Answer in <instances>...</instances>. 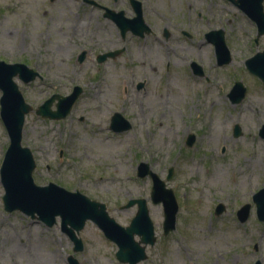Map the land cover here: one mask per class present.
I'll return each mask as SVG.
<instances>
[{
	"label": "rangeland",
	"instance_id": "obj_1",
	"mask_svg": "<svg viewBox=\"0 0 264 264\" xmlns=\"http://www.w3.org/2000/svg\"><path fill=\"white\" fill-rule=\"evenodd\" d=\"M95 1L131 14L128 0ZM182 26L193 37L180 40L184 48L175 50L182 57L173 52L177 63L167 71L152 34L140 38L127 32L121 39L100 7L83 0H0V59L23 62L41 75L28 83L15 78L32 106L25 115L22 145L35 161L33 180L39 185L52 181L104 202L122 225L137 210L136 204L125 206L129 199L145 198L156 241L146 246L147 256L137 264H264V220L258 219L252 199L264 187V138L258 133L264 124V89L244 82L246 96L231 104L226 77L242 78L248 47H256L243 39L241 24L214 23L224 28L232 58L219 68L213 44L200 37L211 26ZM120 48L125 49L118 57L97 62L98 53ZM82 51L86 54L79 62ZM191 59L202 66L203 76L192 73ZM74 85L82 92L66 117L35 113L51 94H68ZM116 111L130 128L110 129ZM235 123L239 136L232 134ZM190 133L195 138L188 146ZM8 144L0 118V165ZM141 161L178 202L175 228L167 235L163 205L150 198L151 177L137 176ZM170 166L174 172L167 179ZM3 193L0 181V264H69L70 254L82 264H128L118 261L117 245L93 221L79 231L83 248L74 253L59 217L48 226L19 210L7 211ZM218 202L225 208L215 215ZM244 203H250V213L240 221L236 210Z\"/></svg>",
	"mask_w": 264,
	"mask_h": 264
},
{
	"label": "water",
	"instance_id": "obj_2",
	"mask_svg": "<svg viewBox=\"0 0 264 264\" xmlns=\"http://www.w3.org/2000/svg\"><path fill=\"white\" fill-rule=\"evenodd\" d=\"M91 1V0H90ZM106 16L112 18L120 28L122 35L128 30L144 35L146 28L142 17L126 18L123 11L114 12L106 9ZM217 36L209 37L215 45L218 63H226L230 59L228 48L225 44L222 31H215ZM214 35V31L210 32ZM121 49L100 53L96 56L100 63L108 57L115 58ZM86 51H82L78 56V61H83ZM264 52L252 57L250 68L260 76L264 75ZM262 74V75H261ZM37 76L38 71L30 68L22 62H6L0 60V117L7 130L10 142L5 151L1 167L0 180L4 187L2 196L4 209L7 211L20 210L21 212L37 217L46 225L51 226L56 222V217H60L61 230L64 231L73 241V250H81L83 247L82 239L77 235L83 228L87 219L94 221L104 235L114 241L118 247L115 256L121 262L136 264L146 258L145 247L147 244H153L156 236L152 220L148 214L146 200L144 198L130 199L126 206L137 204L138 209L135 215L130 219L128 225L123 226L118 223L114 217L110 216L106 204L101 201L90 199L78 190L70 191L54 183L48 182L45 185H38L34 182L32 171L35 167V161L31 150L23 146L22 127L25 114L32 110V106L24 100L22 92L14 77L23 82H30ZM142 83L138 84V87ZM245 87L240 81H237L229 92V96L234 102H239L245 95ZM82 92L79 85H74L72 91L67 95L54 93L45 99L35 109V112L42 116L53 119L64 118L71 110L72 105ZM55 108L52 103L54 100ZM130 122L119 112L113 113L110 120V128L114 131H123L130 128ZM241 134L239 124L233 127V135ZM259 134L264 137V125L260 128ZM194 141V134H189L186 144L191 145ZM137 174L140 177L150 175L152 187L150 198L154 203L162 202L164 210V219L162 223L163 234L175 227L176 212L178 204L171 188L165 186V183L159 176L153 172L149 164L140 162ZM173 174V167L168 169L167 179ZM253 201L256 205V214L258 219L264 220V187L260 188L254 195ZM224 205L218 203L215 207V214L223 211ZM250 212V204L245 203L240 206L236 214L240 221L247 219ZM138 235L139 239H135ZM70 264H82L73 255L68 256ZM253 264H261L256 260Z\"/></svg>",
	"mask_w": 264,
	"mask_h": 264
},
{
	"label": "flooded vegetation",
	"instance_id": "obj_3",
	"mask_svg": "<svg viewBox=\"0 0 264 264\" xmlns=\"http://www.w3.org/2000/svg\"><path fill=\"white\" fill-rule=\"evenodd\" d=\"M83 1L88 3L86 0ZM89 4L103 9V16L112 20V18L106 16L107 12L105 6L95 0H93V3ZM127 4L131 10L130 15H126L125 9L119 10H123V15L129 18L141 16L143 22L146 24V28L144 30L145 33L142 36L132 32V30H128L126 33L130 32L133 36L140 38L152 34L155 40L160 44L162 56L167 59L164 65V68L167 71L172 69V63H174L173 57L171 56L173 52L176 54V58L179 57L181 59L182 57L180 52L175 50L176 48L178 50L181 47L184 48V45H182V41L180 40L184 37H193V33L188 31L182 25L211 26V28L200 33V37L211 43L212 41L209 37L217 36L215 31L218 30L222 31L225 41L224 28L213 26L214 23L220 21L231 27L241 24L244 26V30H240L243 39L253 43L256 48L251 51L252 47H248L250 52L243 60L245 74L242 78L234 75H226L230 86L227 92L228 102L236 104L231 97H228V93L237 81L242 82L246 90L247 86L244 82L253 88L264 89V75L261 74L262 76H260L252 71L249 62V60L256 54L264 52V45L261 46V43H264V0H128ZM118 29L121 39H124L126 33L122 35L120 28ZM213 31L214 35L210 34V32ZM171 38H174V41L176 42L175 46L173 43H170L172 40ZM124 49L125 48H122V52ZM262 58H264V56H262ZM231 60L232 58L230 55L228 62L220 64L218 63L216 56L215 63L217 67L223 68L224 66H227ZM175 63L174 65H176ZM188 65L194 75H204L202 66L193 59L190 60ZM129 70L133 71L132 67H130ZM206 80H208L207 77Z\"/></svg>",
	"mask_w": 264,
	"mask_h": 264
},
{
	"label": "bare ground",
	"instance_id": "obj_4",
	"mask_svg": "<svg viewBox=\"0 0 264 264\" xmlns=\"http://www.w3.org/2000/svg\"><path fill=\"white\" fill-rule=\"evenodd\" d=\"M99 142H102L101 140H99Z\"/></svg>",
	"mask_w": 264,
	"mask_h": 264
}]
</instances>
